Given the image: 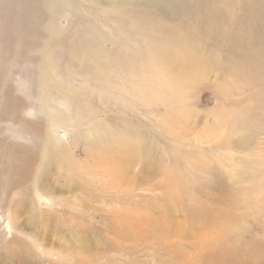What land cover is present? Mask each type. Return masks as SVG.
Listing matches in <instances>:
<instances>
[{"label": "bare ground", "instance_id": "bare-ground-1", "mask_svg": "<svg viewBox=\"0 0 264 264\" xmlns=\"http://www.w3.org/2000/svg\"><path fill=\"white\" fill-rule=\"evenodd\" d=\"M38 161V176L97 162L115 177L263 179L264 0H0V215L12 230ZM44 183L34 197L54 205Z\"/></svg>", "mask_w": 264, "mask_h": 264}, {"label": "rangeland", "instance_id": "rangeland-1", "mask_svg": "<svg viewBox=\"0 0 264 264\" xmlns=\"http://www.w3.org/2000/svg\"><path fill=\"white\" fill-rule=\"evenodd\" d=\"M38 165L26 187L24 228L12 230L0 215V249L15 234L22 240L9 264H264V178L142 168L115 177L97 162L38 176ZM42 183L54 205L34 197Z\"/></svg>", "mask_w": 264, "mask_h": 264}]
</instances>
